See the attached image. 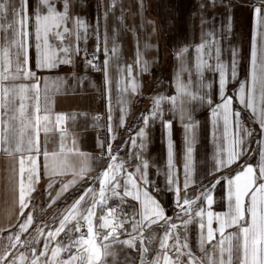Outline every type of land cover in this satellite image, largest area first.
Listing matches in <instances>:
<instances>
[{
	"label": "crops",
	"instance_id": "crops-1",
	"mask_svg": "<svg viewBox=\"0 0 264 264\" xmlns=\"http://www.w3.org/2000/svg\"><path fill=\"white\" fill-rule=\"evenodd\" d=\"M30 2L35 7L36 0H30ZM260 3L261 0H69L70 17H79L87 25L86 38L82 35L81 39L77 40L74 35L67 36L64 44L72 46V63L61 64L51 70L35 69V41L34 38H30L29 43L33 47L29 48V66L40 78L41 107L44 106L46 87L48 107L53 114V119L55 113H66L76 117L75 120L69 119L64 125L67 133L64 139V153L59 159L66 156L77 172L84 167L86 173L83 179L77 178L75 187L64 193L52 207H48L50 197L46 193L49 180L44 171L46 161L43 155L38 157L41 178L36 185V191L32 193L33 199L25 209V214L32 211L33 224L21 239L34 237L38 226L43 227L44 224L55 226L53 218L59 217L63 209L79 197L86 188L93 187L98 193L97 177L110 162L106 163L99 151L107 148L109 144L112 146V154L117 155L118 162L124 161V168L129 172H134L135 165L141 161L148 162V183L141 182L142 190H147L149 195L158 201L166 217L171 218V223L181 225L187 217L180 213L176 206L174 191L176 185H170L168 181L171 173L181 189L180 196L183 198L186 137L191 138L193 135L192 132L185 131V124L190 122L189 113L191 122L195 124L194 151L187 189L190 198L205 188H211L212 183L221 177H234L246 164H251L258 169L262 159L260 151L264 149V137L260 134L258 123L259 116L257 114L254 117L251 110L240 104L238 90L241 83L249 77L250 53L253 47L264 42V24L259 22L253 11ZM57 5L62 7L61 0H57ZM68 27H73L71 21ZM81 31L83 33V30ZM212 34L215 35V43L219 48V62L229 76L226 92L233 96L231 111L232 113L239 111L241 126L253 132L250 137H245L247 146L241 157L231 166L220 171H214L215 159L218 155L226 157L228 140L223 135L222 116H213V108L221 103L218 93L219 71L216 68L215 54L213 53V57L208 59L210 68L202 69L200 72L196 70V46L211 41ZM5 35L3 31H0V40H3ZM50 43L56 45L59 41L50 37ZM77 45L80 49L79 54L75 51ZM114 46L115 54L112 52ZM105 48L108 49L107 57ZM183 48H187L188 52L184 53L181 59L178 53ZM233 52L236 54V79L234 80L230 78ZM94 53H99L101 62L96 67L86 63L87 60H93ZM106 58L108 59L107 76L104 66ZM181 64L185 70L180 73V80L185 84H191L193 90L206 92L213 100L211 106L206 102L200 103L198 100L180 96L177 90V74L180 72ZM129 65L132 66L131 77L127 75ZM99 72L100 77H97ZM133 78L138 85L137 91L132 92L129 89L127 92H121V89ZM30 82L24 81L26 84ZM172 96L177 97L176 106L167 99ZM157 97L165 98L160 104L162 117L149 119L148 124L145 125L143 117L149 116L154 99ZM181 100L185 101L182 105L183 112ZM101 108L105 114L103 122L96 115ZM109 115H111V121H109ZM121 116H123L122 126ZM162 120L170 121L172 124L171 169L167 151L169 136ZM109 124H111V132H109ZM140 128H144L146 134L143 138L145 144L143 149L139 146L141 138L137 136ZM234 132L235 116L233 115L229 135L231 136ZM60 136L61 133L58 131L50 132L45 144L44 133L41 132V152L45 148L49 152L53 150L59 152ZM134 138L135 145L132 143ZM74 147L85 155L81 156L68 151ZM10 164V158L0 152V239L19 231L18 224L25 219L19 216L15 183L9 179ZM47 164L51 169L57 162L49 158ZM71 178V172L66 176L53 177L57 181L55 189H59L60 181L66 182ZM153 188H157L158 192L153 193ZM227 188V180L221 179V182L212 189L211 208L208 209L206 201L203 204L197 201L193 209L203 206L206 211L228 213ZM119 191L122 192V189ZM117 204L129 215L133 209L140 207L137 201L129 197L124 198L123 203L119 197L108 201L109 207H115ZM99 214L98 208L97 216ZM95 223H99L98 219ZM212 226L218 229V222L214 220ZM125 227L130 231V223ZM166 227L167 225L160 221L145 231V237L149 232L152 234L145 264H150L154 258ZM237 230L236 227L226 229V235L235 233ZM44 231L46 234L48 229L45 228ZM174 231L181 234L182 243L185 236L187 237V243L193 255L197 258L203 255L200 251L197 224H188L187 229L179 227ZM216 237L218 240L219 232H216ZM64 238L65 233L62 232L56 239L59 241ZM128 238L127 233L122 231L120 239ZM40 240H44V237L42 236ZM4 243H8L7 240H4ZM172 243L173 241L169 240V244ZM212 243H216V240ZM205 248L211 254V244H206ZM170 254L174 255V252ZM120 255L121 257L126 255L128 264H141L139 242L136 248L123 247ZM61 257H66V254L61 253ZM183 259L186 260L187 257Z\"/></svg>",
	"mask_w": 264,
	"mask_h": 264
},
{
	"label": "snow or ice",
	"instance_id": "snow-or-ice-1",
	"mask_svg": "<svg viewBox=\"0 0 264 264\" xmlns=\"http://www.w3.org/2000/svg\"><path fill=\"white\" fill-rule=\"evenodd\" d=\"M62 7L57 5V0H36L35 7L30 0H0V31L6 35L0 40V152L10 158V177L15 183V191L18 198L19 216L25 217L19 222V231L0 239V264H128L126 255L121 257L123 247L136 248L139 242L141 264H145V257L149 253L148 244L151 242V232L145 237V231L151 229L152 225L163 221L167 227L164 235L159 240V249L156 251L150 264H264V149L260 151L261 163L257 168L246 164L243 170L237 172L234 177H221L212 183L211 188H205L199 194L189 197V172L191 170V159L194 151V129L195 124L191 122V114H188L189 123L185 124L186 133L192 132L191 138L186 137L185 149V179L184 196L181 198V189L176 180L169 174V184L175 187V203L177 208L187 217L181 225L171 223V218L166 217L164 209L156 199L149 195L147 190H142L141 182L148 183L147 169L149 164L146 160L135 165V171L129 172L124 168V161L118 162L117 155L112 154L111 144L107 147L110 162L100 176L99 191L93 187L86 188L83 193L74 199L71 204L53 218V225L44 224L36 228V235L31 239L22 240L21 237L33 224L32 211L25 214V209L33 199L32 193L36 191L41 174L38 167V157L43 155L45 174L49 180L46 193L50 197L48 207L59 200L64 193L68 192L77 184V178L83 179L86 168L82 167L77 172L64 153V139L67 129L66 122L75 120V115L69 116L66 113H55L54 119L48 104L47 88L45 87L44 106L41 107L40 78L29 66V43L34 38V65L38 70H51L61 64H71V45H65L64 41L69 35H74L77 40L82 35L86 38L87 25L79 17H70L69 0H61ZM259 22L264 24V0L259 6L253 9ZM72 22L73 27L69 28L68 23ZM83 30V33L82 31ZM50 37L58 40L59 44L50 43ZM106 39V38H105ZM79 54V46L75 48ZM196 70L210 68L208 59L213 57L217 60L216 68L219 71L218 93L221 103L213 108V116L223 118V135L228 140L226 157L217 156L214 163V171H220L235 163L246 148L245 137H250L253 132L240 124V112L232 113L233 96L228 95L226 90L229 83V76L224 66L219 62V48L215 43V35L207 43L196 46ZM115 54V46L112 49ZM187 48L181 49L178 56L182 59ZM105 55L108 49L105 48ZM233 52L231 66V79H236V60ZM93 60L86 63L96 67ZM107 76L108 59L104 61ZM146 67V65H145ZM99 70V69H97ZM181 64L180 72L177 74V90L181 97L190 100H198L200 103L213 104L212 98L203 91L193 90L191 84H185L180 80V73L184 71ZM128 77L132 76V66H127ZM31 81L24 83V81ZM138 85L135 79L121 89V92L137 91ZM203 84L201 83V89ZM238 98L244 108L251 110L253 116H259L258 123L260 134L264 137V42L255 45L250 53L249 77L242 82L238 90ZM164 97L154 99V105L149 116L143 117L147 125L149 119L162 117L160 108ZM171 103L177 105V97L167 98ZM181 100V111L183 103ZM123 112L124 109L122 108ZM235 116V132L230 136L232 117ZM111 121V115H109ZM123 116H121V126ZM162 124L168 132V164L172 167L173 145L171 141L170 121H163ZM58 131L60 136L59 152H49L46 148L41 152L40 134L44 133L45 144L48 134ZM112 131L109 124V132ZM144 128H140L137 136L141 138L140 148L145 144ZM136 144V139L132 140ZM75 145V140H73ZM84 156L75 147L68 150ZM222 151H224L222 149ZM51 158L56 161V166L49 169L47 160ZM139 159V157H137ZM69 172L72 178L60 181L59 189H55L56 176H66ZM123 173V176H121ZM227 180V200L229 211L226 214L214 213L205 210L203 206L193 209L197 201L201 204L206 201L208 209L213 204L212 189L221 182ZM123 180V183H121ZM122 189V192L119 191ZM171 190V189H170ZM119 197L121 203L124 198L129 197L139 203V209H133L132 213L123 212L120 205L109 207L108 201ZM143 197V198H142ZM247 198V204H246ZM100 214L97 216V209ZM34 210V209H33ZM121 216L123 217L121 219ZM58 219V224L56 220ZM99 223H95V221ZM218 222V229L213 228V221ZM130 223V231L125 225ZM198 225L200 237V251L203 255L197 258L193 255L185 236L181 242L180 233L175 232L179 227L187 229L188 224ZM236 227L235 233H228L226 229ZM45 228L48 229L45 234ZM103 230V231H101ZM206 230V231H205ZM127 233L128 239H120V236ZM65 233L63 240H57L61 233ZM216 232H219L217 240ZM78 234V235H77ZM44 237L43 248L39 252L35 245L40 244L41 237ZM7 240L8 243H4ZM169 240L173 243L169 244ZM216 240V243H212ZM147 241V243H146ZM211 244V254L205 248ZM25 251L13 253L10 249L17 246ZM123 246V247H117ZM187 250V251H185ZM174 255L170 254L173 253ZM50 253V255H49ZM65 253L66 257H61ZM187 257V259H183Z\"/></svg>",
	"mask_w": 264,
	"mask_h": 264
},
{
	"label": "built area",
	"instance_id": "built-area-1",
	"mask_svg": "<svg viewBox=\"0 0 264 264\" xmlns=\"http://www.w3.org/2000/svg\"><path fill=\"white\" fill-rule=\"evenodd\" d=\"M94 56H95L94 64L99 66V65L101 64L99 53H94V54H93V57H94ZM97 77H100V72L98 73ZM96 115H97V117H98L100 120H102V122L104 121L105 114H104V110H103V108H101L100 110H98V111L96 112ZM101 132H103V130H101ZM99 154H100L102 157H104L106 163L110 161V160H109V157H108V153H107V148H104V149L100 150V151H99ZM152 192H153V193H157V192H158V189H157V188H153V189H152Z\"/></svg>",
	"mask_w": 264,
	"mask_h": 264
},
{
	"label": "rangeland",
	"instance_id": "rangeland-1",
	"mask_svg": "<svg viewBox=\"0 0 264 264\" xmlns=\"http://www.w3.org/2000/svg\"><path fill=\"white\" fill-rule=\"evenodd\" d=\"M22 240H23V239H22ZM42 241H43V240H41L40 244L35 245V246L37 247V251H38V252H39V250H40L41 248H43V242H42ZM10 251H12L13 253H16L17 251H25V249H24V248H21V247L18 245L16 249H10Z\"/></svg>",
	"mask_w": 264,
	"mask_h": 264
}]
</instances>
